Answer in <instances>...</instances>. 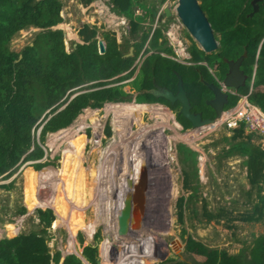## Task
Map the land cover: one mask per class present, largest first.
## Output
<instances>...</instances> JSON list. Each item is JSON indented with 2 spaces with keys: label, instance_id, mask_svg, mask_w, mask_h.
Listing matches in <instances>:
<instances>
[{
  "label": "trees",
  "instance_id": "trees-1",
  "mask_svg": "<svg viewBox=\"0 0 264 264\" xmlns=\"http://www.w3.org/2000/svg\"><path fill=\"white\" fill-rule=\"evenodd\" d=\"M92 1L81 0L85 5H89ZM109 1L112 2L113 10L118 15H124L130 19V32L134 42L131 43L130 39H126L125 47L134 46L132 56H125L129 48L121 49L115 34L109 32L103 33L106 52L100 53L97 27L88 23H85L78 32L83 42L77 43L71 51H67L63 30L52 28L63 21L62 0H0V176H10L22 158L23 161H30L44 157V149L35 140V129L39 125L42 126L50 115L53 114L42 126L40 140H44L49 131L69 126L87 107L100 108L109 102L133 99V94L127 92L121 85L122 81L135 74L138 65L136 58L143 51L157 50L159 52L144 59L136 76L135 84L142 91V101H160L171 104L165 98L155 96L150 89L158 84L176 91L178 75H181L191 104L194 101L200 107L194 111L209 113L213 109L205 103V100L209 97L207 92L210 89L204 81H215L210 70L215 68L217 76L223 79L228 69L226 59H236L244 55V69L248 73V78L246 84L237 90L241 93H248L255 72L250 100L264 109V0L257 1L258 10L254 12L253 0H201L200 5L211 22L215 36L219 40V47L216 51L207 54L197 45V42L193 41L189 46L190 61L193 62L190 65L179 63L160 53H174L166 39L160 41L164 38L162 27L156 28L154 32L150 26L145 29L137 19L138 16H135V6L143 7L152 13V8L158 9L155 2L147 5L143 0ZM160 1L164 2V0ZM139 17L142 21L145 19L142 16ZM31 26L42 28V30L36 33L34 39L20 52L12 50L10 42L13 36L20 30ZM129 82L132 83L134 80ZM76 93L78 94L72 98ZM229 97L230 101L226 108L235 105L239 99L237 95L230 94ZM63 106L65 107L62 108ZM124 106L134 108L135 118L142 123L140 108L133 106V103H124ZM171 106L184 129L190 128L191 126L185 125L190 121L178 114L179 102ZM117 107L119 105H113L118 116ZM49 109L50 111L42 119ZM91 119L93 122L98 120L94 116H91ZM114 122L113 119L114 129L118 131L120 125ZM244 132L243 128L235 129L232 137L239 138ZM107 133H111L109 125H107ZM72 137L74 147L73 145L68 146L64 156L63 174L62 167L59 170L61 180L57 183V189L53 191L52 188L43 196L31 191L26 195L27 203L34 201L35 198L50 199L57 201L60 208H64V203L70 202V199H73L81 188L84 189L86 195L87 191L91 190L90 188L94 189L95 186L87 185L88 180L83 168L84 159L81 155V152L85 150L83 136H80V139L77 136ZM179 146L180 150H183L184 159L182 160L191 161L195 166L194 151L185 144ZM142 148L145 147L142 146ZM133 150L132 153L135 155V148ZM234 150L247 155L248 177L252 187H256L260 194L263 188L261 183L264 181V146L250 139H242L233 142L232 151ZM140 152L137 153L143 156L139 163L143 165L145 171L146 150ZM115 169L116 165H114V175ZM32 170L37 180L48 179L51 184L55 178L53 175L54 178H52L51 173L57 174L54 163L48 160L34 163ZM76 171L77 175L82 172L81 177L79 175L75 177ZM183 173L184 188L191 189V193L187 197L180 196L177 202L178 218L182 223L185 221L184 212L188 203L192 212L197 213L194 205L197 190H193L197 187L191 183L188 171L184 170ZM72 175L75 176L70 183L69 176L72 177ZM92 175L100 176L94 171ZM114 175L108 172L109 182L104 181L105 189L108 190L110 178L115 177ZM60 183L64 186L63 189L60 188L63 194L59 192ZM66 186H68L67 191ZM96 188L98 189L97 185ZM175 193L178 192L175 191ZM42 203L49 204V202ZM22 210L24 212L26 208ZM54 210L58 213L59 207L57 208L56 204L49 208H38L36 211L40 221L49 226L56 216ZM203 210V216L208 222L213 220L218 222L222 217L234 218V216L230 217L228 210L223 208L217 212L208 210L205 199ZM60 214L62 215L63 211H60ZM263 217V207L258 203L252 213H240L235 216V219L258 222ZM93 227L92 225L89 230ZM184 232H186L185 228ZM94 238L93 244L88 243L79 233L78 242L82 246V251L78 253L74 245L76 252L67 254L62 264H145L152 260H156L159 264H264V233L255 239L250 256L245 254L244 250H240L239 253H229L225 249L209 247L203 241L188 235L184 250L192 257V261L180 260L179 255L171 249L167 253L155 252L154 254L146 250L117 252L106 247L99 232H96ZM118 239L124 240V238ZM50 251L46 238L38 232L0 240V261L4 264H60L61 251L53 254Z\"/></svg>",
  "mask_w": 264,
  "mask_h": 264
},
{
  "label": "rangeland",
  "instance_id": "rangeland-1",
  "mask_svg": "<svg viewBox=\"0 0 264 264\" xmlns=\"http://www.w3.org/2000/svg\"><path fill=\"white\" fill-rule=\"evenodd\" d=\"M143 1L147 5L150 2L152 4L155 2L157 8H162V10H165L167 6L171 8V17L173 15L174 17L164 20V24L160 23L164 33V38H161L160 41L166 39L172 45L173 58L176 61L179 60V63L190 65L192 62L189 57V46L195 39L185 27L177 12L179 1ZM62 2L61 15L63 21L52 28L63 30L67 51H71L75 43L83 42L78 32L85 23L97 27L98 40L104 41L103 33L115 34L120 48L123 50L129 48L130 51L131 46L128 47L127 45L125 47L126 39H130L131 43L134 42L130 32V19L115 13L111 1L93 0L89 5L83 4L81 0H62ZM199 2L201 3V0ZM137 19L145 29L155 25V22L150 21L149 16H146L143 21L139 16ZM40 30L42 28L34 26L20 30L11 39L10 48L20 52L34 39L36 33ZM139 56L136 58V63ZM211 71H213V68ZM138 73L137 67L135 74L131 78L124 80L121 86L127 92H134L133 102H136V104L133 106L142 105L140 108L142 123H139L140 121L135 118V109L129 106L117 107L118 116L116 115L115 117L114 104L109 102L110 104L107 103L98 109L85 108L86 110L84 109L69 126L65 127L66 129L61 128L56 131H49L44 140H40L39 137L40 130L46 121L42 126L36 127L35 140L44 149V157L30 161H23L22 158L20 164L14 167L10 176H0V240L38 232L46 238L51 254L61 251L60 264L67 257V254L75 253L77 250L78 253L82 251V246L78 242L79 233L85 242L93 244L95 238L94 236L91 237L89 232L94 230L100 233L109 250L117 252L146 250L154 254L157 249L153 245V239H160L162 236L170 249L179 255L180 260L192 261V257L184 250L186 238L188 235H192L209 247L225 249L229 253H239L240 250H244V253L250 256L255 239L264 233V217L258 222H246L235 219V216L240 213H252L258 203H260L264 211V181L261 183L263 188L259 194L258 189L252 187L248 177L247 155L238 150L232 151V145L233 142L250 139V141L264 146V136L247 130L239 138L232 137L233 131L219 128L208 131L203 130L200 134H190V128L188 130H180L173 124L174 120L179 122L175 111H166L165 107H159L157 103L153 104V106L143 105V98L138 93L139 88L135 84ZM132 80L134 82H129ZM192 104L194 109L200 108L194 101H192ZM142 108L146 110L145 113ZM169 111L172 113L170 114ZM110 112L111 114L109 115ZM210 113L215 115L213 110L208 114ZM91 116L98 120L95 122L91 121ZM121 117L126 118V121H128L127 127L120 121L122 120ZM113 119L114 123L120 125L118 131L114 129ZM190 123L186 122L185 125L192 126ZM179 124L182 125L180 122ZM107 125L111 128L110 134L107 133ZM141 125H144V127H141ZM72 136H77L79 139L80 136H83V145H87V149L83 150V168L86 172L87 180L89 179L87 183L91 184L92 187L95 186V192L90 203L87 204L88 201L86 203V200L88 197L84 189L81 188L75 197L70 199V202L64 203V208L59 207L58 213L54 210L56 216L48 226L45 222L40 221L36 210L38 208L52 207L53 205L50 203H56V205H59V203L54 200H42L39 198L27 203L26 195L30 194L31 191L37 192L39 186H43L45 189L49 188V190L53 188V191L57 189V183L61 180L59 170L63 166L68 146L73 145L74 147ZM99 138L102 139L101 143H96L95 140ZM112 141H114V144H112ZM140 144H142L141 148H138ZM181 144H185L194 151L195 166L192 165L191 161L182 160L184 155L182 156L183 150H180L181 147L179 145ZM142 146L145 147L146 157L147 151L150 154L151 150L158 148L157 158L154 156V159L150 160V174L146 176L147 178L149 176V184L145 180V185L143 186V189L146 187L148 189L153 188L154 191L152 193L149 192L153 196L156 195V198L151 202L153 198L149 200L147 195L145 209H143L144 224L134 228L135 230H133L132 234V228L129 229L128 226L129 231L126 227L123 228V221L116 217V202H112V191L110 189H108L109 194H106L107 189L104 188V181L108 180L109 182L108 169L106 168L107 165L109 166L108 162L111 160L113 163L120 164L122 161L121 156L124 153L121 147H125L126 164L133 172V164L136 167L141 165L139 161L143 155H139L137 152L142 151ZM33 147L34 145L31 150ZM107 147L114 149V153L117 151V154L110 155L109 152L107 153ZM133 148H135V155L132 153L134 152ZM109 158L112 159L109 160ZM136 159L137 163H135ZM47 160L53 162L57 170V174L51 173V176L55 177L52 176L54 178L52 184L48 179L37 180L32 170L34 169V163ZM105 162L107 163L106 166ZM184 170L188 171L191 183L197 187V189H193L197 190V198L194 199L197 213L192 212L188 203L184 212L185 221L182 223L178 218L177 202L180 196L185 195L187 197L191 193V189H186L183 185ZM92 171L99 173L100 176L92 175ZM142 171L143 165L140 168V178ZM101 174L103 175L101 176ZM75 175L72 177L75 176L77 178V171ZM79 177H81L80 174ZM127 178L129 184L131 178L130 176H127ZM98 179H101L102 183L97 186V189ZM115 181L116 183L119 181V170ZM62 187L64 188L63 184L59 186L60 194H63ZM65 189L67 191L68 186ZM147 191L145 192L146 194ZM175 191L178 193H175ZM47 193L48 189L42 193V196ZM130 193L129 190L128 197ZM107 196L108 199H106ZM204 199L207 200L208 210L217 212L223 208L228 210L230 217L234 216V218L222 217L218 222L215 220L206 221L203 216ZM41 201L49 202V204ZM42 205L44 207H40ZM32 206L34 207L31 209ZM102 206L104 207L102 208ZM24 207L26 211L23 212L22 208ZM126 208L129 210V217L133 215V218L137 220L136 211L131 210L129 207ZM87 210H89L88 213ZM60 211H63L62 215ZM71 216H73L72 219H70ZM104 217L107 218V221H111V226L103 223ZM92 225L94 226L93 229L89 230ZM112 226H115L116 230L119 229L117 236L118 238H124V240L121 239V241L119 239V241H116L115 237H111L110 229ZM184 228L186 232H184ZM74 245L77 247L76 251H74ZM145 264H159V262L152 260Z\"/></svg>",
  "mask_w": 264,
  "mask_h": 264
},
{
  "label": "water",
  "instance_id": "water-1",
  "mask_svg": "<svg viewBox=\"0 0 264 264\" xmlns=\"http://www.w3.org/2000/svg\"><path fill=\"white\" fill-rule=\"evenodd\" d=\"M178 1L179 4L177 6V12L180 16V19L185 25V27L188 29L189 33L194 37L195 41L197 42V45L207 54L216 51L219 47V42L216 39L211 22L209 21L205 11L202 9L199 0H178ZM257 1L258 0L252 1L254 5L253 12L258 10ZM153 12L156 13V10L153 9ZM164 12L167 17H170L172 15L171 8L168 6L165 7ZM253 12H251V14H253ZM263 40L260 43V47L263 43ZM76 45L77 43H75V46ZM98 46L100 53L106 52V45L103 40H99ZM133 51H134V46H131L130 51L127 54H125V56L126 57L132 56ZM243 59H244V55H241L237 60L236 64H230V70L225 79L226 86L239 88L242 85L240 84V82L241 80H245V75L242 76V70L240 69V62ZM209 86L212 89V91L215 93V97L207 101V103L216 113V117L214 118L203 117L201 111H197V112L192 111L193 105L191 104L187 91L184 88L183 78L181 75H178V90L176 93H173V91H171L169 88L165 86L160 88L155 86L150 91L155 96L163 97L167 101H170L172 104L178 101L181 104V108L178 114L184 116L185 119L190 121L192 127L200 128L209 124H214L218 119H220L223 114L224 104L228 101L227 98L228 94L225 93L223 89H220L214 83H210ZM78 93L74 94L72 98L76 96ZM64 107L65 106H63L62 108ZM49 111L50 109L46 111V113H48ZM45 114L43 115L42 119L44 118ZM51 116L52 115H50L45 121L47 122L51 118ZM143 152H145V148H143ZM147 152H148L147 153L148 161L147 164L145 165L146 170L144 171L143 168L141 179L135 185L133 193L129 197V200L127 202L128 204L127 206L131 208V210L136 211L135 214L137 216V220L133 218V215H130L129 217L128 211H126L123 215L119 217V220L123 221L122 226H124V228L126 227V229H128V226L130 229V227L136 228L139 227L141 224L142 225L144 224L143 209H145V199H146L145 192L148 190V188L146 187L143 189V186L145 185V180L149 184V176L148 178L146 176L150 174L149 173L150 160L154 159L153 157L155 156V150H153L150 154L149 151ZM157 155L155 157H157ZM45 190L46 189L43 186H39L37 191L38 195H42V193ZM141 194H142V198H141ZM0 264H4V263L0 261Z\"/></svg>",
  "mask_w": 264,
  "mask_h": 264
},
{
  "label": "built area",
  "instance_id": "built-area-1",
  "mask_svg": "<svg viewBox=\"0 0 264 264\" xmlns=\"http://www.w3.org/2000/svg\"><path fill=\"white\" fill-rule=\"evenodd\" d=\"M158 12H163L162 8H159ZM134 13H135V16H144L145 14H147V9L140 7V6H135ZM156 25H157V21H155L154 26L152 25L153 32L155 31ZM143 60H144V58L139 56V59L137 62L138 71L141 68ZM224 88H226L225 90H227L228 93H230L232 95H237L239 97L236 104L226 108L222 114V117L220 119H218L214 124H209V125H206V126L200 127V128L191 127L190 128L191 129L190 134H194V133L200 134L203 130L208 131L210 129H215V128L225 129L226 131H233V132L235 129L243 128L244 130H247L250 132H255V133H258V134L264 136V109H262L257 103L252 102L250 100V95L252 94V87L248 93H241V92L237 91L236 89H228L229 87H225V86H224ZM112 103L115 106H117V105L124 106V103H135L136 104V102H133V99L128 100V101L111 102V104ZM143 105H146V104L143 103ZM159 107H162V106H159ZM169 112H170V114L172 113L171 111H169ZM110 114H111V112L109 113V115ZM116 115L117 114H115L114 116L116 117ZM121 118H122V120H120L119 118H117V119L120 120L122 122V124L127 127L128 121H126V118H123V117H121ZM169 119H171V118H169ZM173 124L175 125V127L179 128L180 130H184L183 125H180L179 122H176V120L173 121ZM141 127H144V125H141ZM139 128H140V126H139ZM188 129L189 128H187L185 130H188ZM95 131H97V130H95ZM101 141H102L101 138L95 140L96 143H101ZM113 142L114 141H112V144H114ZM108 145H110V144H108ZM141 145L142 144H140V147H138V148H141ZM117 148H116V150H117ZM121 148L123 149L122 151L124 154H122V156H121L122 161L120 162V164H117L116 162L111 163V161H110V162H108L109 166L108 165L106 166L107 163L105 162V166L108 169V172L111 173L112 175H114V165H118V167H116V169H115V175L114 176L117 177V173L119 170V181H118V183H116V181H115L116 178L111 177L108 189H110L112 191L113 202L114 203L116 202V207L118 209L119 214H123L126 212V207H128L127 202L129 200V197L132 195L135 185L140 180L139 173H140V168H141V165L136 167V165L133 164L132 168L134 171L132 172L131 169H129L128 165L126 164L127 161L125 160V147H121ZM86 149H87V145L85 146V150ZM106 149H107L106 152L107 153L109 152L110 155H113L117 152V151H115V153H114V149H110V147H107ZM142 151H143V148H142ZM102 175L103 174H101V176ZM127 176H130V178L132 180L130 185L128 184ZM101 183H102V180L98 179L97 186H99ZM129 190L131 191V193H130V196L128 197V191ZM106 194H109L108 190H107ZM106 199H108V196L106 197ZM87 207H88V205H87ZM110 231H111V237H115V239H118V236H117L119 234L118 230H116L115 227H112L110 229ZM96 232L97 231L94 230V231L89 232V233L93 237ZM153 245L157 249V252L167 253L170 250V247L165 243L164 238L153 239Z\"/></svg>",
  "mask_w": 264,
  "mask_h": 264
},
{
  "label": "flooded vegetation",
  "instance_id": "flooded-vegetation-1",
  "mask_svg": "<svg viewBox=\"0 0 264 264\" xmlns=\"http://www.w3.org/2000/svg\"><path fill=\"white\" fill-rule=\"evenodd\" d=\"M149 6H151V5H149ZM153 9H155V8H152V13H149V11L147 12V14H145L144 16H142L143 18H146V16H149L150 17V21H153V22H155V21H157V25H156V28H158V27H161L160 26V23L161 24H164V20H166V19H169V18H173L174 17V15L171 17H167L166 16V14H165V12H164V10H163V12H158L157 11V9H155L156 10V13H154L153 12ZM207 15V14H206ZM155 28V29H156ZM213 31H214V29H213ZM214 33H215V31H214ZM147 45H148V43H147ZM170 45V44H169ZM170 46H172V45H170ZM146 49V47L144 48V50ZM157 52H159V51H157V50H151V51H149V52H145V51H143V52H141V57H143L144 59L147 57V56H151V55H153V54H155V53H157ZM160 53H162L163 55H165V56H167V57H169V58H171V59H174L173 58V54H169V53H167V52H160ZM133 55H134V51H133ZM191 56V55H190ZM189 56V57H190ZM240 57V56H239ZM239 57L238 58H236V59H226V62H227V66H228V69H227V71H226V73H225V76H224V78L223 79H220L218 76H217V71H216V69L214 68L213 69V71H211V73H212V76H213V78L215 79V81H207V80H205L204 81V83H205V85L210 89V91H208L207 92V94H208V98L205 100V103L206 104H208L207 103V101H209V100H211V99H213L214 97H215V93L212 91V89L210 88V86H209V84L210 83H214L217 87H219L220 89H223V91L225 92V93H227L228 94V96H227V98H228V101L224 104V107H223V111L226 109V105L229 103V101H230V93H228V91L227 90H225L226 88H224V85L226 86V84H225V79H226V76H227V74H228V72H229V70H230V64H236V62H237V60L239 59ZM244 58H245V56H244ZM175 60V59H174ZM144 61V60H143ZM179 61V60H178ZM202 63H204V64H206V65H209L207 62H205V61H201ZM191 64H193V62L191 63ZM240 69L242 70V76H244L245 75V80H241V82H240V84H242L241 86H244L245 84H246V82H247V78H248V73L246 72V70L244 69V59L240 62ZM140 71V70H139ZM209 80V79H208ZM221 80H222V82H221ZM122 83H124V81L122 82ZM117 84V83H116ZM224 84V85H223ZM114 85V84H113ZM156 85V87H158V88H160V87H164L165 85H158V84H155ZM240 86V87H241ZM165 87H167V86H165ZM168 88V87H167ZM152 89V88H151ZM150 89V90H151ZM232 89H236L237 90V88H232ZM178 90V89H177ZM177 90L176 91H174V90H171V91H173V93H176L177 92ZM238 91V90H237ZM134 92H132V94H133ZM140 95L142 94V91L141 90H139V92H138ZM232 95V94H231ZM128 101V100H127ZM149 104H151L150 106H153V104H158V106H161V105H163L164 107H165V110L167 111V110H171V111H175L174 109H172V106H171V104H168V103H165V102H160V101H155V102H150V101H147ZM170 102V101H169ZM171 103V102H170ZM180 104V103H179ZM209 105V104H208ZM210 106V105H209ZM139 108H141V107H139ZM180 108H181V104H180ZM180 108H179V110H180ZM195 109H194V107H192V111H194ZM142 111L145 113L146 112V110L144 109V108H142ZM194 112H197V111H194ZM166 113H168V112H166ZM202 115H203V117H209V118H214L215 116H216V113H215V115H214V113H210V114H208V113H206V112H203L202 113ZM148 149V148H147ZM152 152V150L150 151V153ZM152 193L153 191H154V189L152 188H149L148 189V191H147V194H146V199H147V195L149 196V200L151 199V198H153L152 199V201L151 202H153L154 200H155V198H156V195L155 196H153V195H151V193ZM124 214V213H123ZM123 214H119L118 213V209L116 210V217L117 218H119L121 215H123ZM103 223H107V224H109L110 226H111V221L109 220V221H107V218L106 217H104V220H103ZM113 223H114V221H113ZM112 227H115V226H112ZM111 227V228H112ZM130 228H132L131 229V231H132V234H133V230H135L133 227H130ZM119 230V229H118ZM140 230H141V228H140ZM128 231H129V229H128ZM87 233V232H86ZM96 234V233H95ZM95 234H94V236H95ZM129 234V233H128ZM131 234V235H132ZM86 236H87V234H86ZM92 237V236H91ZM116 241H119V239H115Z\"/></svg>",
  "mask_w": 264,
  "mask_h": 264
},
{
  "label": "bare ground",
  "instance_id": "bare-ground-1",
  "mask_svg": "<svg viewBox=\"0 0 264 264\" xmlns=\"http://www.w3.org/2000/svg\"><path fill=\"white\" fill-rule=\"evenodd\" d=\"M135 103H133V105H134ZM142 105H138L137 107L139 108V107H141ZM86 109H91V108H89V107H87ZM85 109V110H86ZM86 140H87V138H86ZM83 153L84 152H81V155H83ZM110 159H112V158H110ZM127 161V160H126ZM112 162V161H111ZM80 173H82V172H79V174ZM62 174H63V166H62ZM78 174V175H79ZM94 174H96V173H94ZM73 176V175H72ZM70 177V182H71V179L73 178V177H71V176H69ZM89 180V179H88ZM89 182V181H88ZM89 183H87V185H88ZM176 185V184H175ZM46 189H48V192H50V190H49V188H46ZM91 189V192L90 191H88V193H87V200H86V203H87V201H88V203L87 204H89L90 203V201H91V199H92V197H93V194H94V192H95V187H94V189H92V188H90ZM112 193V192H111ZM143 194V193H142ZM142 194H141V198H142ZM108 195V194H107ZM42 200H44V199H42ZM113 202V201H112ZM111 202V203H112ZM56 203H54V204H52V205H55ZM58 205V204H57ZM106 205V204H105ZM58 207H60L59 205H58ZM104 206H102V208H103ZM107 207V206H106ZM90 208V207H89ZM106 209H109V208H106ZM134 211V210H133ZM89 212V210H87V213ZM107 216V215H106ZM135 216H136V214H135ZM109 217V216H108ZM88 220V219H87ZM92 223V222H91ZM120 238V237H119Z\"/></svg>",
  "mask_w": 264,
  "mask_h": 264
},
{
  "label": "clouds",
  "instance_id": "clouds-1",
  "mask_svg": "<svg viewBox=\"0 0 264 264\" xmlns=\"http://www.w3.org/2000/svg\"><path fill=\"white\" fill-rule=\"evenodd\" d=\"M159 10V8L157 9V11ZM148 12V11H147ZM217 39V38H216ZM254 76H255V72H254ZM254 76H253V78H254ZM224 85V84H223ZM225 86V85H224ZM225 87H228V86H225ZM251 87H252V92H253V87H254V79H252V81H251V84H250V89H251ZM232 88H235V87H229L228 89H232ZM250 89H249V91H250ZM248 91V92H249ZM92 108V107H91ZM94 109H98V108H94ZM224 112V111H223ZM47 114V113H46ZM45 114V115H46ZM192 127V126H191ZM190 127V128H191ZM41 131V130H40Z\"/></svg>",
  "mask_w": 264,
  "mask_h": 264
},
{
  "label": "crops",
  "instance_id": "crops-1",
  "mask_svg": "<svg viewBox=\"0 0 264 264\" xmlns=\"http://www.w3.org/2000/svg\"><path fill=\"white\" fill-rule=\"evenodd\" d=\"M116 13V12H115ZM124 16V15H123ZM191 55V54H190ZM191 57V56H190ZM142 66V65H141ZM177 102V101H176ZM176 102L174 103V104H176ZM144 104H146V105H149L150 106V104L147 102V101H144ZM172 104V103H171ZM162 107H164L163 105H161ZM179 108H180V106H179ZM173 109V108H172ZM158 152V148H156V150H155V156L158 154L157 153ZM157 158V157H156ZM161 238H163L162 236H161Z\"/></svg>",
  "mask_w": 264,
  "mask_h": 264
}]
</instances>
